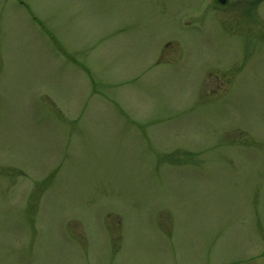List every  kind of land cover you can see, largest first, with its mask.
Returning a JSON list of instances; mask_svg holds the SVG:
<instances>
[{"label": "rangeland", "instance_id": "obj_1", "mask_svg": "<svg viewBox=\"0 0 264 264\" xmlns=\"http://www.w3.org/2000/svg\"><path fill=\"white\" fill-rule=\"evenodd\" d=\"M0 264H264V0H0Z\"/></svg>", "mask_w": 264, "mask_h": 264}, {"label": "water", "instance_id": "obj_2", "mask_svg": "<svg viewBox=\"0 0 264 264\" xmlns=\"http://www.w3.org/2000/svg\"><path fill=\"white\" fill-rule=\"evenodd\" d=\"M218 4H220V5H224L226 2H227V0H215Z\"/></svg>", "mask_w": 264, "mask_h": 264}]
</instances>
